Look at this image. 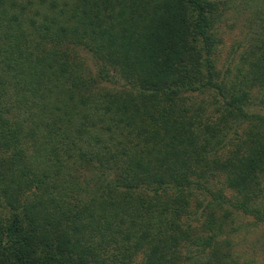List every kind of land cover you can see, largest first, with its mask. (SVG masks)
I'll return each instance as SVG.
<instances>
[{"label":"trees","instance_id":"1","mask_svg":"<svg viewBox=\"0 0 264 264\" xmlns=\"http://www.w3.org/2000/svg\"><path fill=\"white\" fill-rule=\"evenodd\" d=\"M222 2L0 0V264H226L227 207L264 223V39L220 75Z\"/></svg>","mask_w":264,"mask_h":264},{"label":"rangeland","instance_id":"2","mask_svg":"<svg viewBox=\"0 0 264 264\" xmlns=\"http://www.w3.org/2000/svg\"><path fill=\"white\" fill-rule=\"evenodd\" d=\"M222 14L220 19L214 22V35L217 40L215 54V67L219 70L220 75L226 74L228 68L236 67V63L241 51L249 47L257 37L264 39V0H223L221 4ZM261 15V18L260 16ZM233 72V71H232ZM212 100V93L207 92L200 94L197 98L198 104L206 107L205 115H214L215 110L209 105ZM252 106L249 110L264 112L257 104V98L251 97ZM264 187V186H263ZM227 195L228 193L225 192ZM201 200V199H200ZM204 201L196 207L195 203L191 205V211L195 212L190 217L194 227L200 229L204 221L206 210L203 209ZM230 211V217L227 224L223 226L221 238H226L230 243L229 257L226 259V264H264V223L253 224L251 217L243 215L239 211H235L230 206L227 207ZM215 216H219L216 208H211ZM198 231V230H197ZM212 228L204 229L199 234L205 235L211 233ZM194 254V246H189ZM206 253L199 255L202 261L206 260ZM199 257V259H200Z\"/></svg>","mask_w":264,"mask_h":264}]
</instances>
